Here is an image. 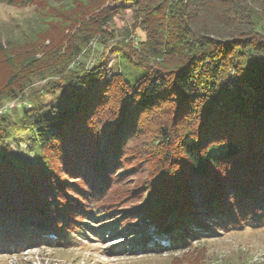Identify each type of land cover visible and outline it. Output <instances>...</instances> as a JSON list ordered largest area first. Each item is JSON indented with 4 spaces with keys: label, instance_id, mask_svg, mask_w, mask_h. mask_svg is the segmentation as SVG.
<instances>
[{
    "label": "trees",
    "instance_id": "16d2710c",
    "mask_svg": "<svg viewBox=\"0 0 264 264\" xmlns=\"http://www.w3.org/2000/svg\"><path fill=\"white\" fill-rule=\"evenodd\" d=\"M0 2L37 15L0 38V253L264 225V0ZM127 11L145 40L115 29Z\"/></svg>",
    "mask_w": 264,
    "mask_h": 264
},
{
    "label": "rangeland",
    "instance_id": "374dc122",
    "mask_svg": "<svg viewBox=\"0 0 264 264\" xmlns=\"http://www.w3.org/2000/svg\"><path fill=\"white\" fill-rule=\"evenodd\" d=\"M33 7H17L0 2V38L3 41L7 34L14 36L15 45L16 40L20 42L27 37L20 25H28L37 19V15H32L36 14ZM114 26L120 32L128 30L129 37L134 41L145 40L146 33L132 11H127L116 18ZM54 33L58 34V30ZM17 47L13 46L12 49ZM113 58L114 55L108 47L105 51L103 69L110 68ZM3 71L4 67L0 66V74ZM41 83L43 82L36 81L34 86L38 87ZM6 101L8 100H4V104ZM12 105L13 102L8 103L9 108ZM26 143L27 141H19L18 149L12 140L9 141L13 151H22ZM132 179H135V176H127L120 186L130 187ZM83 231L87 236L75 234V238L80 240L72 247L42 245L23 247L11 253L1 252L0 264H264V225L258 228L247 227L241 231L227 232L211 238L196 239L184 249L179 246L182 244L176 243L159 251H140V248V252L129 251L128 248H132L129 242L122 245L123 250L113 253L110 252L111 246L116 245L113 247L116 250L120 248L117 244L125 243L122 233L106 232L104 236H97L86 229ZM131 233L133 236L136 235L134 232ZM155 238L151 236L152 241L164 242L158 237Z\"/></svg>",
    "mask_w": 264,
    "mask_h": 264
}]
</instances>
